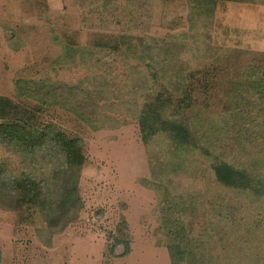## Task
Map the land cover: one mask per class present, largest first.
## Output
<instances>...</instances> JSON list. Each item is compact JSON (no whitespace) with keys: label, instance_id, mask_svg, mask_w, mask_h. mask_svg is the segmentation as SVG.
Listing matches in <instances>:
<instances>
[{"label":"rangeland","instance_id":"rangeland-1","mask_svg":"<svg viewBox=\"0 0 264 264\" xmlns=\"http://www.w3.org/2000/svg\"><path fill=\"white\" fill-rule=\"evenodd\" d=\"M22 79L65 88L19 98ZM96 89L114 120L74 112ZM0 97V122L83 155L62 231L34 204L0 207V264H264V0H0ZM0 160L37 178L58 162ZM165 190L191 210L174 214L185 237L165 227Z\"/></svg>","mask_w":264,"mask_h":264},{"label":"trees","instance_id":"trees-1","mask_svg":"<svg viewBox=\"0 0 264 264\" xmlns=\"http://www.w3.org/2000/svg\"><path fill=\"white\" fill-rule=\"evenodd\" d=\"M175 67L173 66V68ZM106 85L109 86L108 83L103 82L99 84V87L104 88ZM77 87L74 85L68 87L69 96L66 99L70 98L72 90ZM61 88L65 87L60 84L47 87L44 81L30 79L15 82V92L19 98L39 99L40 97H46L47 99H54L55 96L62 97L61 94L57 93ZM97 89L93 93L82 90V96L75 101L74 112L84 119L81 111L87 107L90 108L91 117L102 118L106 121L114 120L108 114L100 115L97 113L96 101L101 99L97 97L100 96ZM103 100H106V98ZM2 101L9 100L0 97V103ZM0 118H4L1 112ZM0 149L12 156H18L20 164L30 170L36 167L35 165H38L39 162L45 163L49 167L58 161L55 168L51 169L52 175L45 177L44 168L41 166L40 169L43 172L37 178L33 175V172L29 171L20 177L12 176L8 168L5 167L4 161L0 160V192H11L8 196H11V203H14L8 208L3 204H0V207L6 210H17L18 206L24 204L36 205L52 234L62 231L70 222L74 221L82 208L80 196L77 192V179L83 161L81 147L74 139H70L57 131H29L22 125H13L1 121ZM53 188L54 191H52ZM56 192L61 193L58 195L55 194ZM164 193L162 213L165 216L164 219H168L165 227H168L169 232L174 231L175 238L178 236L185 237L184 234H181L182 228L179 217L174 218V214L180 215L191 210H188L190 208L187 202L180 199V197L176 200L169 196L168 191L165 190ZM172 199L173 201H171Z\"/></svg>","mask_w":264,"mask_h":264}]
</instances>
